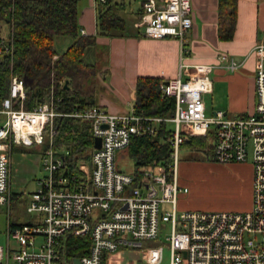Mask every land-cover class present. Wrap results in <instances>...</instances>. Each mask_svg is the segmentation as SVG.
Instances as JSON below:
<instances>
[{
  "label": "built area",
  "instance_id": "2783aa9c",
  "mask_svg": "<svg viewBox=\"0 0 264 264\" xmlns=\"http://www.w3.org/2000/svg\"><path fill=\"white\" fill-rule=\"evenodd\" d=\"M141 10L139 26L144 36H174L179 40L177 75L159 86L163 94L174 97L173 114L165 118L174 124L169 137L171 164L157 172L141 170L143 183L133 186L134 176L119 168L116 153L128 145L133 134H155L154 121L162 118L141 115L134 108L113 112L91 105L71 114L89 120L93 136L101 137L100 147L92 150L89 160H79V184L70 186L77 177L63 174V158L52 143V119L59 114L53 84L46 102L25 109L24 80L12 75L0 108L5 116L0 125V205L11 204L12 145H40L45 126L48 145L41 154L45 173L37 178V188L26 206L34 217L13 226L7 221L6 242L0 243V264H73L74 257L59 249V238L68 232L89 234L87 252L77 256L80 264H103L104 256L119 245L140 246L142 240L159 236L160 222L164 221L170 224L165 236L170 250L168 264H264V40L252 49L258 54L253 110L235 117L221 110L206 114L202 94L211 90L213 65L195 63L187 70L183 62V41L192 25L190 0H141ZM10 11L6 10V17ZM11 52L9 29L7 35L0 34V55ZM57 57L53 54L51 62ZM217 59L231 70L240 66V61L223 53ZM210 126L214 127L215 161H250L252 165V199L247 210L177 209L178 192H187L177 180L183 134L204 136ZM165 203L170 204V210L161 207ZM10 240L17 246L11 247ZM156 251L157 258L151 264L162 260V246Z\"/></svg>",
  "mask_w": 264,
  "mask_h": 264
},
{
  "label": "trees",
  "instance_id": "16d2710c",
  "mask_svg": "<svg viewBox=\"0 0 264 264\" xmlns=\"http://www.w3.org/2000/svg\"><path fill=\"white\" fill-rule=\"evenodd\" d=\"M79 0H0V23H7L12 32V52L0 55V108L1 101L8 95L12 75L23 78L26 89L22 105L32 109L46 102L51 86L58 97L56 111L52 119L55 133L52 136L56 154L63 158L62 171L67 176L77 177L70 186L79 184L78 162L87 160L93 147V133L87 119L72 115L88 106L97 105L93 96H85L76 84L92 71L93 64L83 59L85 49L96 43L95 35L80 33L78 22ZM10 8L9 16H5ZM220 21L218 36L230 39L235 27L236 0H219ZM123 1L96 0V29L98 35L120 36L130 34L125 29ZM139 11V17L141 14ZM57 35L72 37V43L51 62L56 54L54 38ZM164 79L158 76H139L134 89L135 112L145 116L161 117L153 135L130 137L125 153L132 159V185H140L141 170L156 161L168 168L172 159L169 137L172 128L167 119L174 111V97L165 95L160 89ZM72 84V86H70ZM19 104L15 103L14 107ZM48 126L44 129L41 152L48 145ZM214 127L207 134H183L180 147L202 150L212 156ZM16 144L12 145L15 146ZM117 161V158H116ZM118 164V163H117ZM119 166V165H118ZM122 170V169H121ZM89 234L76 235L68 232L59 238V249L68 257L86 253Z\"/></svg>",
  "mask_w": 264,
  "mask_h": 264
},
{
  "label": "crops",
  "instance_id": "0c3cea01",
  "mask_svg": "<svg viewBox=\"0 0 264 264\" xmlns=\"http://www.w3.org/2000/svg\"><path fill=\"white\" fill-rule=\"evenodd\" d=\"M114 1L124 2L122 15L125 18V29L130 34L98 35L96 33V0H79L78 2L80 33L95 35L96 43L90 46L101 45L105 48L106 53L101 58L103 65L99 61V70L97 73L95 72L97 83L102 87V93L96 95L93 91H85L86 79L88 80L86 77L81 78L76 87L78 86L82 90L83 95L93 96L95 104L105 109L113 112H127L133 109L134 89L139 76H158L166 80L177 75L179 40L174 36L153 38L143 35L139 26L141 0ZM190 2L192 25L185 34L186 45L184 48L186 51L183 62L188 66L187 70H190V66L195 63L213 65L211 90L202 94L205 112L207 106L210 105L208 108L211 110L209 109L210 113L208 114L217 110H221L226 116H228L227 114L233 115L228 117L248 114L253 110L256 100L254 68L258 54L252 49L258 41L264 40V0H236L235 27L230 39H221L218 36L221 14L218 8L219 0H190ZM58 37L59 35L54 38V41ZM63 39H65L63 46L66 49L73 39L72 41L68 38ZM61 52L56 51V54ZM221 53L225 54L228 59L233 57L240 61L238 69L231 70L219 63L217 58ZM184 72L182 76L185 77L187 73ZM205 97L209 98L210 103ZM158 121H154L156 126ZM39 146L42 148L41 145ZM180 148L189 151L187 154L191 153L190 148L179 147L178 154ZM127 156L124 149L116 153L120 169V160L127 159ZM177 165L179 184L181 172L179 161H177ZM153 167L158 171L161 165L152 161L144 169ZM225 169L228 171L227 167ZM183 193L185 192L177 194V206H180L181 210L198 209L193 203L187 202V195ZM249 204V201L242 203L236 207L238 210L232 211L247 210L251 206ZM8 220L12 226L30 221L11 220L10 216Z\"/></svg>",
  "mask_w": 264,
  "mask_h": 264
},
{
  "label": "rangeland",
  "instance_id": "374dc122",
  "mask_svg": "<svg viewBox=\"0 0 264 264\" xmlns=\"http://www.w3.org/2000/svg\"><path fill=\"white\" fill-rule=\"evenodd\" d=\"M9 30L5 22L0 23V34L7 35ZM186 37V35H185ZM63 38H72L59 35L54 41L55 50L63 51L65 48ZM186 40L183 41L185 47ZM106 53L101 45L88 46L84 51L85 62L93 64L92 71L87 70L85 91H93L96 95L102 93V87L97 83L95 72L97 73L103 61L101 58ZM100 61V63H99ZM210 103L209 98H206ZM210 105L207 106L206 114L210 113ZM228 116H233L227 114ZM236 116V115H235ZM5 116L0 114V125ZM169 127L174 128V124L169 122ZM180 148L177 161L181 165L179 175V186L186 187L189 203H193L198 209L204 210H238L240 204L247 201L251 204L252 199V165L250 161L245 162H218L210 154L202 150L190 149V154ZM41 147L39 145L17 144L10 150V191L12 201L10 207L0 205V243L5 245V230L10 216L11 220L28 221L32 220L34 214L26 210L30 199V194L37 188V178L44 175L41 165ZM121 169L130 172L133 161L127 159L120 160ZM238 164V165H232ZM178 167V165H177ZM228 168V171L225 168ZM157 172V168L151 169ZM249 204V205H250ZM167 210L171 209L170 204H161ZM235 207V208H234ZM180 210V206H177ZM241 210V209H239ZM170 231V224L167 221L160 222L159 236L142 240L140 246L119 245L114 252L107 253L103 258V264H151L157 258V249L162 246V260L160 264H168L170 257L169 244L165 236ZM41 241V236H37ZM10 246H17L14 240H10Z\"/></svg>",
  "mask_w": 264,
  "mask_h": 264
},
{
  "label": "water",
  "instance_id": "95a60500",
  "mask_svg": "<svg viewBox=\"0 0 264 264\" xmlns=\"http://www.w3.org/2000/svg\"><path fill=\"white\" fill-rule=\"evenodd\" d=\"M100 143H101V137L99 135H94L93 136V147L94 148L100 147ZM72 262H73V264H80L78 257H74L72 259Z\"/></svg>",
  "mask_w": 264,
  "mask_h": 264
}]
</instances>
